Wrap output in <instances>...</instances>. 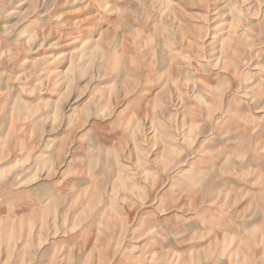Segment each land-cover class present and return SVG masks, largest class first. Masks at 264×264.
<instances>
[{"label": "rangeland", "instance_id": "1", "mask_svg": "<svg viewBox=\"0 0 264 264\" xmlns=\"http://www.w3.org/2000/svg\"><path fill=\"white\" fill-rule=\"evenodd\" d=\"M0 264H264V0H0Z\"/></svg>", "mask_w": 264, "mask_h": 264}]
</instances>
